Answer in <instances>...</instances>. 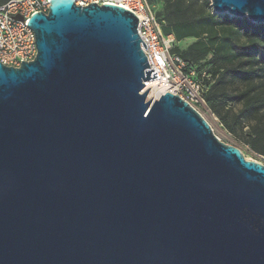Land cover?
<instances>
[{
	"label": "water",
	"instance_id": "1",
	"mask_svg": "<svg viewBox=\"0 0 264 264\" xmlns=\"http://www.w3.org/2000/svg\"><path fill=\"white\" fill-rule=\"evenodd\" d=\"M264 25V0H210ZM138 18L51 0L0 62V264H264V165L165 93Z\"/></svg>",
	"mask_w": 264,
	"mask_h": 264
},
{
	"label": "rangeland",
	"instance_id": "2",
	"mask_svg": "<svg viewBox=\"0 0 264 264\" xmlns=\"http://www.w3.org/2000/svg\"><path fill=\"white\" fill-rule=\"evenodd\" d=\"M5 1L0 0V3ZM150 4L157 17L166 21L167 31L174 33L178 53L194 47L187 59L197 65L202 75L211 69L222 73L223 69L251 56L264 63V43L248 41L242 31L225 20L226 17L232 19V16L215 14L210 0H150ZM205 78L209 80L207 76ZM224 81L218 83L215 78L209 81L208 97L214 105L216 101V110L208 105L211 111L202 109L199 113L223 143L240 149L248 160L264 165V157L243 142L248 132L247 124L236 127V132L231 133L220 118L228 116L227 122L231 124L233 115L241 109V104L228 98L242 87L241 83L232 77Z\"/></svg>",
	"mask_w": 264,
	"mask_h": 264
},
{
	"label": "built area",
	"instance_id": "3",
	"mask_svg": "<svg viewBox=\"0 0 264 264\" xmlns=\"http://www.w3.org/2000/svg\"><path fill=\"white\" fill-rule=\"evenodd\" d=\"M78 7L92 3L99 6L113 5L133 13L139 20L137 33L146 44L141 49L147 57L148 71L157 73L153 81L159 88L158 99L171 93L187 102L196 111H210L204 94L205 86L198 78L197 69L189 66L176 52L174 34H166V22L160 20L150 0H74ZM51 0H10L0 5V62L19 68L21 63L31 62L37 55L34 31L28 26L30 18L39 12L47 13Z\"/></svg>",
	"mask_w": 264,
	"mask_h": 264
},
{
	"label": "trees",
	"instance_id": "4",
	"mask_svg": "<svg viewBox=\"0 0 264 264\" xmlns=\"http://www.w3.org/2000/svg\"><path fill=\"white\" fill-rule=\"evenodd\" d=\"M8 1L10 0H6L3 3H0V5ZM225 20L233 24L238 30L242 31L248 41H261L264 43V25H254L246 18L231 19L226 17ZM164 32L166 34H174L173 32L167 31L166 24L164 26ZM193 51L194 47H190L188 51L183 53H178L176 49H174V52L187 62L189 66L197 69L198 78L206 89L204 98L207 106L211 105L212 108L216 110V101L214 105L208 97V83L212 78H215V81L217 80L218 83H225L226 81L224 80H227L228 77H232L241 83L242 87L234 93V95L228 96L230 101H236L241 104L240 111L233 115V123L230 124L227 122L228 116H220V118L231 133L236 132V127L247 124L248 132L246 137L243 138V142L258 155L264 157V63L258 61L256 57L251 56L247 60L238 61L237 64L231 68L226 70L221 69L222 73L211 69L208 71V74L205 72L202 75L197 65L187 59V56ZM206 76L209 80L205 78Z\"/></svg>",
	"mask_w": 264,
	"mask_h": 264
},
{
	"label": "bare ground",
	"instance_id": "5",
	"mask_svg": "<svg viewBox=\"0 0 264 264\" xmlns=\"http://www.w3.org/2000/svg\"><path fill=\"white\" fill-rule=\"evenodd\" d=\"M146 91H148L146 95L147 100L153 101L158 99V92L160 91V88L153 81L146 82L142 93L144 94Z\"/></svg>",
	"mask_w": 264,
	"mask_h": 264
}]
</instances>
